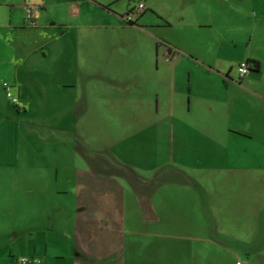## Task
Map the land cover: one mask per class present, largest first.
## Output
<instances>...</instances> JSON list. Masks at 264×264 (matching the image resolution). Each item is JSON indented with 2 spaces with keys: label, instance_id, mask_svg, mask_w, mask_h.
Segmentation results:
<instances>
[{
  "label": "crops",
  "instance_id": "crops-1",
  "mask_svg": "<svg viewBox=\"0 0 264 264\" xmlns=\"http://www.w3.org/2000/svg\"><path fill=\"white\" fill-rule=\"evenodd\" d=\"M140 2L0 0V134L14 142L41 105L48 138L75 126L98 177L86 189L56 148L35 162L0 146V264H264L261 2L176 0V54L126 22ZM245 9L253 33L235 25ZM89 117L108 145L85 140Z\"/></svg>",
  "mask_w": 264,
  "mask_h": 264
},
{
  "label": "rangeland",
  "instance_id": "rangeland-1",
  "mask_svg": "<svg viewBox=\"0 0 264 264\" xmlns=\"http://www.w3.org/2000/svg\"><path fill=\"white\" fill-rule=\"evenodd\" d=\"M132 1H136V0H132ZM260 2H261V7L259 8V12L260 15H262L264 13V0H260ZM132 4L134 5L135 3ZM145 11H146L145 15L142 17L137 15H130V16L133 19V21H137L141 24H144L145 26L147 25L149 27L148 31L152 32V35H155L157 40L161 39L166 43H169L171 45V49L176 54V0H146ZM151 11L154 12L162 20H159L154 14L151 13ZM251 14L252 13L249 14L247 9H245L244 19L243 20L240 19L238 23L235 24L236 27L242 29L245 33L255 32L253 28L254 19L253 18L248 19L249 18L248 16H252ZM255 15H257L256 10L253 17H256ZM163 16L168 18V21L164 19ZM166 22H168V25L166 24ZM233 27L234 24H232V21H230L228 25V30L232 32ZM260 32H264V26L261 27ZM161 51L165 53L166 50L163 47H161ZM174 59H176V56ZM42 111H43V107H41V105H37L32 108V111H30V114L27 117V119L29 118L28 121L21 120L18 123L14 124L13 128L18 131V136L16 139H14L15 143L13 142V140L7 139V135L6 137H4V134L1 133L0 146L3 149L4 148L5 149L9 148L11 150L19 149L21 160L32 161L33 159V161L35 162L41 161L43 158L42 154L44 152L47 153L50 147H52L53 149L56 148L57 155L55 157L57 161L60 158H62V161H64V159L68 161L67 162L68 169H66L65 178H67L68 180L79 179L80 181L83 182L84 188L95 189V186H93V181L94 179H98V177H96L91 171H89L90 167H88L87 165L86 162L87 160L78 158L74 152V143L76 144V141L78 140L76 139V137H74L75 126L73 127L71 125V129L69 132L70 139L67 143L66 141H64V139L48 138L47 129H46L47 124L43 121ZM107 124L108 123L103 121L97 123L94 120L93 122L91 121L90 117L86 119L82 127V132L86 137L85 140L88 141L91 145L94 143V145H97V147L105 145V142L106 145H108L109 143L108 137L105 136V134H107V131L104 132V129L101 128ZM8 126H9L8 123L4 122L3 127L6 128ZM63 141L65 143H63L62 145L61 143ZM172 141L176 146V127H175V136ZM56 142L58 145H56ZM31 149L33 152L32 154L28 153L29 150ZM34 151H38L39 153L38 152L34 153ZM59 153L61 154L60 156ZM49 157L53 158V155H49ZM54 174L55 171H53V175L51 179L54 178ZM51 183H53L52 180ZM100 184L101 185H99L98 189H100L101 193L103 194L104 190L107 189L108 187V183H104V181L101 180ZM112 186L113 185L111 184L110 187ZM91 207L92 206H90V208ZM102 209H103V205H102Z\"/></svg>",
  "mask_w": 264,
  "mask_h": 264
},
{
  "label": "built area",
  "instance_id": "built-area-1",
  "mask_svg": "<svg viewBox=\"0 0 264 264\" xmlns=\"http://www.w3.org/2000/svg\"><path fill=\"white\" fill-rule=\"evenodd\" d=\"M137 9L138 10L144 9V4L139 3L137 5ZM31 10H32L31 6L26 7V17L24 18V20L27 24H34V22L32 21V18H31ZM238 70H239L240 76L246 75L248 73V65L246 64V62H244V61L241 62L238 65ZM7 97H9L13 103L18 104V99L9 90L7 91ZM17 264H39V260L35 259V258L22 257L19 259ZM236 264H242V263H241V261H237Z\"/></svg>",
  "mask_w": 264,
  "mask_h": 264
},
{
  "label": "trees",
  "instance_id": "trees-1",
  "mask_svg": "<svg viewBox=\"0 0 264 264\" xmlns=\"http://www.w3.org/2000/svg\"><path fill=\"white\" fill-rule=\"evenodd\" d=\"M140 3H141V2H140ZM138 4H139V3H138ZM144 11H145V9L138 10V9H137V6L134 7V8H132V9H130V11H129V15H127V16L125 17L126 22H127L128 24H132L133 22H132V20H131L130 17H129L130 14H131V15H137V16H140ZM159 45H160V46L163 45L169 53H172L171 50H170V48H169V46H168V43L161 41V42H158V46H159ZM172 54H174V53H172ZM244 62H245V61H244ZM246 64L248 65V73H249V72H257L258 69H259V64H258L257 61L250 60V61L246 62ZM8 98H9V97H8ZM17 99H18V98H17ZM10 100H11V99H10ZM11 101H12V100H11ZM18 102H19V100H18ZM12 103H13V102H12ZM13 105H14L15 107H17L18 104L13 103Z\"/></svg>",
  "mask_w": 264,
  "mask_h": 264
}]
</instances>
